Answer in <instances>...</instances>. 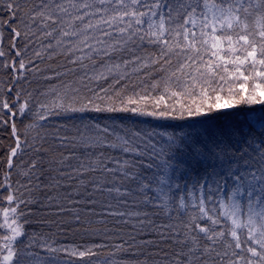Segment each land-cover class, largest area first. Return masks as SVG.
Masks as SVG:
<instances>
[{"label":"snow or ice","instance_id":"snow-or-ice-1","mask_svg":"<svg viewBox=\"0 0 264 264\" xmlns=\"http://www.w3.org/2000/svg\"><path fill=\"white\" fill-rule=\"evenodd\" d=\"M0 131V264H264V0H0Z\"/></svg>","mask_w":264,"mask_h":264},{"label":"trees","instance_id":"trees-1","mask_svg":"<svg viewBox=\"0 0 264 264\" xmlns=\"http://www.w3.org/2000/svg\"><path fill=\"white\" fill-rule=\"evenodd\" d=\"M149 53H151V48H149L147 50ZM48 65H41L42 68H46ZM32 83L30 85H25L26 87H28L30 90H39V91H43V90H47L50 87H60V82L59 81H53V80H45L43 79V76L40 74H37L35 76H31L30 77ZM213 124L216 123H223V121L220 122H212ZM0 142L3 143V146L0 147V157H3L6 159L5 156V148L7 147V144L11 143V140L9 138H7V134L3 131H0ZM29 159L28 155H25L23 157L24 161H27ZM2 166V165H0ZM13 179H16V177L14 176ZM39 195V193L37 194ZM31 219V223L27 226V229L29 232H33V231H47L48 230V225L47 224H42L41 222L44 221L45 219H54L51 216L45 217L42 213H36L35 215H33L32 217H30ZM58 219V218H56ZM67 218H65L66 221ZM94 219H98V218H94ZM109 220V224L108 226L111 227L112 226V218H108ZM93 227H97V225H93ZM103 227V226H100ZM121 229L124 232H129L131 231V228H125L124 226H121ZM53 230L55 231V228H53ZM115 230V229H114ZM61 235H58L56 237V239L62 243V244H66V245H72V244H79L82 242V236L80 235V233L77 230L74 229H67L66 234L64 233V230H61ZM103 237L101 236H97L94 237V239H102ZM109 249H104L101 250V254L98 258H94V259H99V260H104L109 256ZM145 253L147 254V250H145ZM153 255H155V252L153 251ZM61 259H68L67 257H61ZM140 259L143 261L144 257H140ZM148 264H152V261L149 260Z\"/></svg>","mask_w":264,"mask_h":264},{"label":"rangeland","instance_id":"rangeland-1","mask_svg":"<svg viewBox=\"0 0 264 264\" xmlns=\"http://www.w3.org/2000/svg\"><path fill=\"white\" fill-rule=\"evenodd\" d=\"M0 231H2V230H0Z\"/></svg>","mask_w":264,"mask_h":264}]
</instances>
